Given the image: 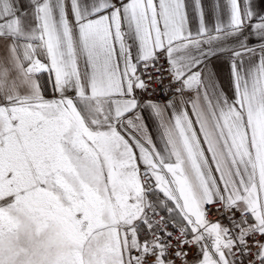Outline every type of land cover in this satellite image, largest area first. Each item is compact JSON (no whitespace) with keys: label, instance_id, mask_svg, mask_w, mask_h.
I'll return each instance as SVG.
<instances>
[{"label":"snow or ice","instance_id":"obj_1","mask_svg":"<svg viewBox=\"0 0 264 264\" xmlns=\"http://www.w3.org/2000/svg\"><path fill=\"white\" fill-rule=\"evenodd\" d=\"M0 264H264V0H0Z\"/></svg>","mask_w":264,"mask_h":264}]
</instances>
